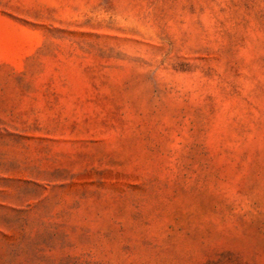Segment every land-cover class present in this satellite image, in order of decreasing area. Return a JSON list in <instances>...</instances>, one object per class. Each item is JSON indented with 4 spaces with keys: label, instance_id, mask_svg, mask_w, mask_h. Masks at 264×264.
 <instances>
[{
    "label": "rangeland",
    "instance_id": "obj_1",
    "mask_svg": "<svg viewBox=\"0 0 264 264\" xmlns=\"http://www.w3.org/2000/svg\"><path fill=\"white\" fill-rule=\"evenodd\" d=\"M0 264H264V0H0Z\"/></svg>",
    "mask_w": 264,
    "mask_h": 264
}]
</instances>
